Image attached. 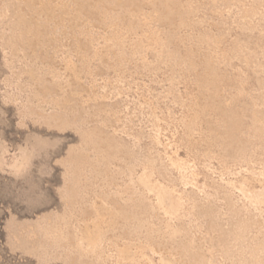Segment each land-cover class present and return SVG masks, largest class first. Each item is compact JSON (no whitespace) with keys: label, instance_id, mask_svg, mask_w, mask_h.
I'll use <instances>...</instances> for the list:
<instances>
[{"label":"rangeland","instance_id":"obj_1","mask_svg":"<svg viewBox=\"0 0 264 264\" xmlns=\"http://www.w3.org/2000/svg\"><path fill=\"white\" fill-rule=\"evenodd\" d=\"M0 264H264V0H0Z\"/></svg>","mask_w":264,"mask_h":264}]
</instances>
